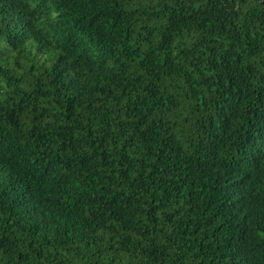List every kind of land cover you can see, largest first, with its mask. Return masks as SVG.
I'll return each instance as SVG.
<instances>
[{"label": "trees", "instance_id": "obj_1", "mask_svg": "<svg viewBox=\"0 0 264 264\" xmlns=\"http://www.w3.org/2000/svg\"><path fill=\"white\" fill-rule=\"evenodd\" d=\"M0 264H264V0H0Z\"/></svg>", "mask_w": 264, "mask_h": 264}]
</instances>
